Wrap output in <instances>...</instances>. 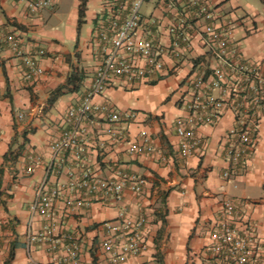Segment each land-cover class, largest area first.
Returning a JSON list of instances; mask_svg holds the SVG:
<instances>
[{"label":"crops","instance_id":"obj_1","mask_svg":"<svg viewBox=\"0 0 264 264\" xmlns=\"http://www.w3.org/2000/svg\"><path fill=\"white\" fill-rule=\"evenodd\" d=\"M30 1L0 0V264H59L67 254L63 243L53 248L51 242L31 239L47 221L29 207L47 172L49 187L63 185V192H70L68 178L57 172L63 153L56 156L52 147L69 128L68 110L81 104L91 86L100 55L96 29L102 0H87L82 16V0H52L33 13ZM207 1L221 22L233 24L246 57L264 63V0ZM147 3L152 5L144 14L158 18L150 27L153 35L169 45L170 14ZM10 33L18 35L25 56L34 55L43 74L26 79L23 57L5 41ZM40 49L43 55L37 53ZM208 58L197 39L180 58L164 55V71L152 82L116 80L93 99L137 116L120 125L127 137L118 142L110 140L102 118L95 126L86 124L89 165L103 177H114L121 169L146 181L141 194L126 189L121 200L93 202L67 215L64 198L57 199L54 237L74 233L84 238L79 264H112L101 247L104 224H118L121 212L146 218L147 249L120 264H228L217 262L211 250L212 232L228 201L234 205L232 224L257 235L264 259V117L255 146L229 177L224 176L231 167L228 134L237 123L230 109L213 123H193L203 143L190 157L180 154L176 123L190 115L191 82ZM208 93L221 96L218 89ZM145 136L156 151L130 153L129 142Z\"/></svg>","mask_w":264,"mask_h":264},{"label":"built area","instance_id":"obj_2","mask_svg":"<svg viewBox=\"0 0 264 264\" xmlns=\"http://www.w3.org/2000/svg\"><path fill=\"white\" fill-rule=\"evenodd\" d=\"M52 0H32L29 10L39 12L51 5ZM103 11L98 20L97 39L99 41L98 64L91 86L79 106L68 110L69 128L53 144L58 157L57 172L68 178L69 194L62 186L49 187L48 175L38 185L35 198L30 204L33 215L44 217L47 223L43 230L31 239L48 241L55 248L63 243L67 254L59 264H79L81 243L84 239L74 233H64L54 237L56 229L57 199L64 198L65 214L76 208L86 207L93 202L121 200L126 189L138 194L143 191L145 178L117 170L114 177H103L89 165L87 156L86 124L95 126L97 118H102L105 131L113 142L126 139L120 128L122 123L133 120L137 113L133 110L121 112L110 102L96 104L93 99L105 92L116 80L127 83H150L156 74L164 71V55L182 57L194 47L199 39L206 48L209 64L198 71L192 80L191 100L188 103L190 115L179 118L176 133L180 140V154L190 157L202 145L203 138L194 124L213 123L220 119L226 109L232 110L237 119L236 126L228 134L227 159L230 169L224 172L229 177L248 157L255 146L257 131L264 117V63L253 60L243 53L234 38L232 23H223L220 16L207 0H102ZM153 2L170 14L169 33L171 43L165 45L153 35L150 27L158 24L154 15H145V3ZM150 28V29H149ZM143 30V34L140 31ZM6 43L23 57L27 65L26 79L43 74L34 55L25 56L20 47L21 39L15 33L5 37ZM43 55L45 51H37ZM218 89L217 97L208 91ZM23 113L19 114L22 118ZM128 151L132 154L156 151L149 137L130 141ZM30 165L28 171H32ZM65 185V184H64ZM234 205L228 201L224 205L223 218L212 232V247L217 262L228 264H264L257 235L243 231L232 224ZM120 222L108 221L104 224L106 238L101 247L110 255L112 264H120L140 255L147 249L143 236L146 218L133 219L121 212Z\"/></svg>","mask_w":264,"mask_h":264},{"label":"trees","instance_id":"obj_3","mask_svg":"<svg viewBox=\"0 0 264 264\" xmlns=\"http://www.w3.org/2000/svg\"><path fill=\"white\" fill-rule=\"evenodd\" d=\"M86 4H87V0H82V6H81V12H80V15L82 16L83 15V12L86 8Z\"/></svg>","mask_w":264,"mask_h":264},{"label":"rangeland","instance_id":"obj_4","mask_svg":"<svg viewBox=\"0 0 264 264\" xmlns=\"http://www.w3.org/2000/svg\"><path fill=\"white\" fill-rule=\"evenodd\" d=\"M150 5H152V4L145 3V5L142 8L143 12H146V10L150 7ZM261 14L264 15L263 9H261Z\"/></svg>","mask_w":264,"mask_h":264}]
</instances>
